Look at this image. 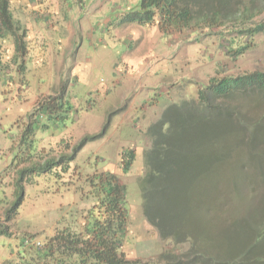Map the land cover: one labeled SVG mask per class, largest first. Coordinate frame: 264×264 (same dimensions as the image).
Returning a JSON list of instances; mask_svg holds the SVG:
<instances>
[{
	"label": "rangeland",
	"instance_id": "1",
	"mask_svg": "<svg viewBox=\"0 0 264 264\" xmlns=\"http://www.w3.org/2000/svg\"><path fill=\"white\" fill-rule=\"evenodd\" d=\"M195 1L202 9L215 2L228 9L235 5L237 10V0ZM140 2L10 0L17 24L11 30L10 42L0 49V227L6 225L7 233L14 236L0 235V264L9 258L12 264L34 261L61 214L90 203L82 197L83 181L76 171L83 177L109 170L125 180L130 235L124 250L133 264H169L175 259L173 255L187 249L188 243L161 237L143 212L140 182L145 172L144 151L154 142L149 133L175 131L164 117L174 107L183 110L181 102L195 98L198 88L207 85L211 77L264 71V33L240 32L253 26L264 12L251 16L249 22L244 16L243 25L232 18L225 24L201 22L165 33L157 26L126 23L125 13L140 10ZM18 38L24 42V55L14 51L11 41ZM239 47H244L241 52ZM60 93L64 102L61 118L45 131H36L34 122L35 140L20 142L31 118L45 122V117L36 114L38 102ZM143 99L158 101L144 105ZM229 104L238 106L239 101ZM245 106L251 110L260 107L253 99ZM62 137L70 145L87 140L67 172L61 174L58 167L53 174L27 170L24 196L14 211L8 212L11 218L6 221L14 202L16 171L29 165L21 161L29 154L42 153V147L57 146ZM253 137V146L264 153V143L260 142L264 128H254ZM131 151L133 163L125 174L121 159L128 158ZM263 153L257 162L249 156L245 160L249 174L257 175L262 190L264 176L258 171L264 172V166L260 167L264 165ZM263 200L264 192L259 198ZM245 206L250 207L245 216L259 217L256 201L248 200ZM24 236L42 245L36 248L28 244L32 258L15 253L17 248L21 250L18 241Z\"/></svg>",
	"mask_w": 264,
	"mask_h": 264
},
{
	"label": "trees",
	"instance_id": "2",
	"mask_svg": "<svg viewBox=\"0 0 264 264\" xmlns=\"http://www.w3.org/2000/svg\"><path fill=\"white\" fill-rule=\"evenodd\" d=\"M10 7V0H0V49L10 42L11 30L17 24ZM263 12L264 0H237V10L235 5L228 9L215 2L202 9L195 0H141L140 10L125 13V21L157 26L170 33L201 22L225 24L232 18L243 25L244 16L249 22L251 16ZM243 31L249 35L264 33V16L240 32ZM11 42L15 53L20 50L25 54L23 41L18 38ZM241 48L237 50L241 52ZM251 99L260 107L251 110L245 106ZM232 100L239 101V105H230ZM63 104L62 93L39 101L36 114L45 117V122L31 118L20 142H32L37 130L45 131L56 124ZM181 105L183 110L174 107L164 117L175 131L157 134L155 140L157 135L150 130L154 142L144 151L145 172L140 182L147 221L161 237L177 244L188 243L187 249L173 255L175 259L169 264H264V200L259 201L264 190L257 185V175L249 174L245 164L248 156L257 162L263 153L253 146V131L264 128V71L213 76L207 85L198 88L195 98ZM249 113L252 115L248 119ZM34 122L36 131L32 128ZM67 140L62 137L57 141L58 149L42 147V153L29 154L21 161L29 165L16 171L14 202L7 210L6 221L11 218L8 212H13L24 196L23 182L28 180L25 172L53 174L56 167L61 174L67 172L87 138L72 145ZM260 142L264 143V138ZM130 153L121 159L125 174L133 163V151ZM75 173L83 181L82 197L90 203L61 214L54 233L44 243L43 253L34 259L37 262L27 264L135 263L124 250L130 235L125 180L109 170L93 171L83 177ZM258 173L264 176V172ZM248 200L258 203L259 217L245 216L250 208L245 206ZM1 234L11 236L6 225L0 227Z\"/></svg>",
	"mask_w": 264,
	"mask_h": 264
},
{
	"label": "crops",
	"instance_id": "3",
	"mask_svg": "<svg viewBox=\"0 0 264 264\" xmlns=\"http://www.w3.org/2000/svg\"><path fill=\"white\" fill-rule=\"evenodd\" d=\"M104 31V29L102 30V32ZM169 91H166V92H164V94H167ZM157 95V94H156ZM161 95V94H160ZM151 100L149 99H143V103H144V105H146L147 103H149V105H153V104H155L157 101H158V99H154V100H152L151 102H150ZM183 102H188V100H183L181 103H183ZM12 236H14V234L12 235L11 234V236L10 237H12ZM20 236H23V235H20ZM19 236V237H20ZM18 237V236H17ZM18 237V238H19ZM25 239H26V236H24V237H22V239L21 240H19L18 241V243L19 244H21V250H19V248H17V252H15V253H17V254H19V252L20 253H24L25 255H26V257H28V258H31V255H30V251H29V247H26V245H25ZM41 253H43V251H40V254ZM13 255H15L14 253H13ZM12 255V256H13ZM11 256V257H12ZM8 260H12L11 258H9Z\"/></svg>",
	"mask_w": 264,
	"mask_h": 264
},
{
	"label": "clouds",
	"instance_id": "4",
	"mask_svg": "<svg viewBox=\"0 0 264 264\" xmlns=\"http://www.w3.org/2000/svg\"><path fill=\"white\" fill-rule=\"evenodd\" d=\"M14 54V53H13ZM11 235V234H10ZM34 244L35 245V247L36 248H41L42 247V245H41V243H37L35 240H33V241H30V237H27L26 236V239H25V245H26V247H28V244ZM44 249L42 248V250L41 251H43Z\"/></svg>",
	"mask_w": 264,
	"mask_h": 264
}]
</instances>
